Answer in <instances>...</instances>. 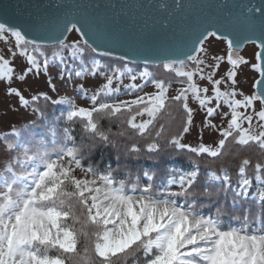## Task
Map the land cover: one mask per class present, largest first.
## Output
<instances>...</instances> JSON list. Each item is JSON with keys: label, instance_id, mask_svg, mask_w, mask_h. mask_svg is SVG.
Wrapping results in <instances>:
<instances>
[{"label": "snow or ice", "instance_id": "obj_1", "mask_svg": "<svg viewBox=\"0 0 264 264\" xmlns=\"http://www.w3.org/2000/svg\"><path fill=\"white\" fill-rule=\"evenodd\" d=\"M19 7L0 0V40L13 41L7 48L9 58L0 54V83L7 85L6 96L16 98L10 110L30 108L32 117L0 137L6 152L17 153L0 167V264H127L128 260L131 264H264V0L141 5L169 15L200 7L226 11L221 19L198 23L179 45L174 33L173 42L154 43L158 35L168 34L167 17L151 25V17L145 18L136 49L139 59L129 55L133 49L116 54L118 41L107 34L101 5L58 0L48 6L58 12L52 18L32 14L24 18L16 14ZM120 15L115 17L117 22ZM240 26L248 33L243 39ZM70 33L78 35L70 41ZM214 41L224 43L223 54H209L208 45ZM245 41L257 49L254 62L240 55ZM18 57L24 65L19 75ZM140 64L139 68L129 66ZM222 64L228 68L216 78ZM249 64L256 76L253 91L245 94L237 90V76ZM52 66L59 67L61 81L103 78L105 82L91 95L82 83L73 85L90 107L78 106L72 96L49 95V90L58 91L49 78ZM153 68L174 74L183 86L169 96L172 82L157 78ZM29 78L35 93L26 98L14 84H26ZM125 78L130 83L124 94L135 98L113 100L120 95ZM197 78L211 91L201 87ZM149 84L155 91L140 95ZM173 106L179 116L173 114ZM225 107L227 112L222 111ZM197 110L204 113L198 131L201 142L192 146L185 138L195 127ZM217 117L219 124L213 122ZM105 120L110 125L107 129ZM113 121L118 122L115 133ZM77 123L79 140L73 127ZM36 128L42 130L33 134ZM205 131L217 138L203 142ZM120 140L133 141L123 149L127 157L183 154L189 166L173 169L169 179L156 184L147 171L142 182L138 173L133 179L130 170L124 178L118 177L119 168L111 163L103 170L84 164L97 148L116 149L119 162ZM230 142L260 149L254 164L249 157L240 158L235 185L223 162L213 167L229 154ZM250 167L252 177L247 174ZM200 195L214 201V213L199 210ZM242 205L248 206L244 214L236 215L234 210Z\"/></svg>", "mask_w": 264, "mask_h": 264}, {"label": "water", "instance_id": "obj_2", "mask_svg": "<svg viewBox=\"0 0 264 264\" xmlns=\"http://www.w3.org/2000/svg\"><path fill=\"white\" fill-rule=\"evenodd\" d=\"M4 3H11L13 5H19V9L15 10L16 14L26 18L28 14L46 15L50 18L58 15L55 7H48L49 5H55L58 0H3ZM74 2H81V0H74ZM85 4L101 5L99 11L107 18L108 28L107 34L109 38L118 41V46L114 48V51L119 55L122 51H129V55H137L136 49L141 44V40L138 39L141 36L140 27L143 21L147 17H151L148 21L151 25L155 20H162L166 17L170 23V30L167 35H158L154 41L155 44L164 45L174 42L179 45L182 42L184 36H186L198 23H201L209 18L215 17L221 19L226 10L216 8H191L186 9L182 12L172 11L169 15L167 12L159 11L156 8L148 9L140 7L149 3L154 4H168L172 5L173 0H82ZM186 3L201 4L211 3L219 4L223 3L224 0H185ZM229 3L235 2V0H228ZM255 3H259L260 0H253ZM108 5H115V8L108 7ZM91 11V10H89ZM117 13H121L118 22L115 19ZM126 13V15H125ZM15 19V15L13 16ZM151 31V29H149ZM239 38L243 39L244 35L248 34L247 31L240 26L238 28ZM70 35V34H69ZM78 35V34H77ZM253 45L247 41L244 42L243 47ZM255 46V45H253ZM139 59V55H137ZM139 66L140 65H130Z\"/></svg>", "mask_w": 264, "mask_h": 264}, {"label": "rangeland", "instance_id": "obj_3", "mask_svg": "<svg viewBox=\"0 0 264 264\" xmlns=\"http://www.w3.org/2000/svg\"><path fill=\"white\" fill-rule=\"evenodd\" d=\"M77 34L70 33L69 40L71 41L73 38H75ZM13 41L11 38H9V44L4 43V41L0 40V54L4 55L5 58H9V53L7 52V48ZM209 48V54L217 53V54H223L225 50V45L221 41H214L210 45H208ZM257 51L256 47L253 45H248L243 48V50L240 51V55H242L245 59L249 60L250 63L254 62L253 55ZM65 56H67V53H65ZM71 64L72 62L69 61ZM24 65L21 62V58H17L15 61V67L17 69V75H19L20 69ZM78 67V66H77ZM228 68L227 64H222L219 72L217 74L216 78H219L220 76L224 75L226 69ZM60 69L58 66H52L49 69V78L53 80V82L57 85L58 91L56 93H53L49 90V95L53 96L54 98H59L60 96H72L75 99V102L80 107H90V101L82 99L81 96L73 91V85L83 84L85 89L87 90L88 94H93L100 85H102L105 81L103 78H101L99 75L95 79H93L91 76H86L83 80H77L73 78L72 82H68L67 78L64 81L59 80L57 77L59 76ZM256 76V73H254L251 68L250 64L242 66L241 69L238 70V76H237V90L243 91L245 94H251L253 91L252 84L253 80ZM130 81L125 78L123 80V83L119 86L120 87V93L125 92V86L128 85ZM135 83L140 84L141 81L137 80ZM197 83L200 84L201 87L208 86L211 91V86L208 85L206 82H201L197 78ZM33 81L31 78L26 82V84L19 85L14 84V86L20 87L24 90V95L29 97L30 95L35 93V87L32 86ZM117 85L116 83L113 84V88H115ZM183 85L179 83H171V87L169 89V96L175 95L176 91L182 87ZM7 85L4 83H0V137L5 136L9 133L11 127L15 125L16 127H21L24 125V122L26 120H29L32 117L31 109H21L19 111H11L10 109H14L17 101L15 97H8L5 95V89ZM223 90V88H222ZM155 89L152 85H148L143 89V92L139 93L140 95H143L144 93H152ZM135 95H124L119 96L116 99L118 100H131L134 99ZM190 106L194 109L196 108V104L191 101L190 99ZM67 107V106H65ZM257 110L259 109V106L256 105ZM222 111L227 112L228 109L225 107L222 109ZM249 113L251 112V109L248 110ZM204 118V113L201 111H196L194 120H195V127L190 135H188L185 138V142L191 144L192 146H196L201 141L199 140L198 131L201 126V121ZM214 123L219 124L220 120L219 117H217L214 121ZM244 127H248V125L245 123L243 125ZM253 126H257V122L254 119L253 120ZM216 134L210 131H205L204 133V140L203 142L206 143H212L214 139H216ZM16 152H6L4 150V144L2 143V140H0V167L3 166V163L10 157L15 156ZM19 171V169H17ZM78 176L82 175L79 171L76 173ZM255 188V184L253 186Z\"/></svg>", "mask_w": 264, "mask_h": 264}, {"label": "trees", "instance_id": "obj_4", "mask_svg": "<svg viewBox=\"0 0 264 264\" xmlns=\"http://www.w3.org/2000/svg\"><path fill=\"white\" fill-rule=\"evenodd\" d=\"M91 57V54H88L84 57L86 61H88ZM102 63H107L108 61L102 60ZM120 63V62H116ZM78 66V65H77ZM130 66V65H129ZM134 68H139V66H130ZM153 71H156L158 73L157 78H163L166 81H171L172 83L176 82V77L174 74H167L164 73L161 69L153 68ZM124 92L120 93L119 96H124ZM118 96V97H119ZM117 97H113L112 99L115 100ZM111 102V101H109ZM43 104V102H40ZM65 107V106H64ZM49 111H53L54 109L49 108ZM173 114L176 116L180 115L179 110L176 108V106H173L172 108ZM59 113H57L58 115ZM167 122V121H166ZM103 127L107 129L110 125L107 120L103 121ZM118 122L113 121L111 124L112 132L115 133L118 131ZM179 121L177 120V123L173 125V130H175L176 127H178ZM60 129L64 127V124L61 123L59 126ZM75 128V134L77 135V138L79 140L80 136V127L79 123L76 125H73ZM41 128H36L33 130V134L41 132ZM59 135V133H58ZM40 137H37L39 139ZM13 138L9 136V141H12ZM132 140H120V159L119 162H117L116 156H117V150L116 149H108L105 151H101L99 148L93 150V154L90 158H86L84 160V164H93L95 167L103 170L106 163H111L112 167L114 169L119 168V171L116 173V175L120 178H124L127 174V171H131L133 173V179L135 178L136 174L138 173L141 177V181L144 182L143 173L145 171L149 172L150 174H153L155 176V183L160 184L161 182L169 179L172 174L173 169H179L181 167L188 168V163L186 162L185 155H177L175 153H161L158 157H150L147 154H142L140 158L137 160L135 158L127 157L123 155V149L125 146L131 144ZM4 144V142L2 141ZM141 146H143V141H139ZM50 144V141H49ZM228 150L229 154H227L222 161H217L216 164L213 165V167H218V165L223 162L230 171L233 184L235 185V181L238 179L237 176V169L240 162V158L242 157H249L251 158L253 164L257 161V159L260 156V149L255 144H250L248 146H237L233 143L228 144ZM203 161L201 162V168L203 170ZM247 174L252 177L253 176V169L250 167L247 170ZM203 179V177H202ZM255 184V181L253 180V186ZM201 190L203 188V185L200 186ZM198 206L199 210L202 211L205 214L214 213L215 210V203L214 201H209V199L203 195L198 196ZM245 207H248L247 205H242L237 207L234 211L236 215H243ZM78 247H81V245H78ZM127 264H131V260H128Z\"/></svg>", "mask_w": 264, "mask_h": 264}, {"label": "crops", "instance_id": "obj_5", "mask_svg": "<svg viewBox=\"0 0 264 264\" xmlns=\"http://www.w3.org/2000/svg\"><path fill=\"white\" fill-rule=\"evenodd\" d=\"M258 105V104H257ZM259 106V105H258Z\"/></svg>", "mask_w": 264, "mask_h": 264}]
</instances>
